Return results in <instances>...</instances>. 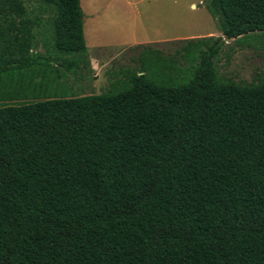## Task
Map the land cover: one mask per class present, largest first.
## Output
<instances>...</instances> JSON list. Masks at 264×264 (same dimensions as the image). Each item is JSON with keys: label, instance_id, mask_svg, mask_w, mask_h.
Returning <instances> with one entry per match:
<instances>
[{"label": "trees", "instance_id": "1", "mask_svg": "<svg viewBox=\"0 0 264 264\" xmlns=\"http://www.w3.org/2000/svg\"><path fill=\"white\" fill-rule=\"evenodd\" d=\"M27 1L0 0V264H264V76L215 66L264 0H208L221 34L187 39L188 66L145 46L75 96L46 90L87 51L81 0Z\"/></svg>", "mask_w": 264, "mask_h": 264}, {"label": "rangeland", "instance_id": "2", "mask_svg": "<svg viewBox=\"0 0 264 264\" xmlns=\"http://www.w3.org/2000/svg\"><path fill=\"white\" fill-rule=\"evenodd\" d=\"M207 3L208 0H81L87 51L84 55H68L81 59L79 68L63 69L59 89L50 86L47 94L106 92L128 71L139 70L138 58L145 46L160 48L166 56L176 57L185 68L190 63L182 56L187 39L221 34ZM27 5L38 11L36 0H28ZM44 16L46 19L49 13ZM38 51L47 54L44 45ZM215 66L223 79L243 82L264 76V33L226 40ZM39 94L31 92L7 103L34 102L40 98Z\"/></svg>", "mask_w": 264, "mask_h": 264}, {"label": "crops", "instance_id": "3", "mask_svg": "<svg viewBox=\"0 0 264 264\" xmlns=\"http://www.w3.org/2000/svg\"><path fill=\"white\" fill-rule=\"evenodd\" d=\"M210 35H212V34H210ZM216 36H217V34H216ZM190 38H193V37H190Z\"/></svg>", "mask_w": 264, "mask_h": 264}]
</instances>
